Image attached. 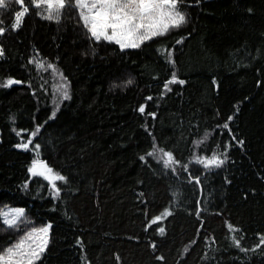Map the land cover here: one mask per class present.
I'll list each match as a JSON object with an SVG mask.
<instances>
[{
  "label": "trees",
  "instance_id": "16d2710c",
  "mask_svg": "<svg viewBox=\"0 0 264 264\" xmlns=\"http://www.w3.org/2000/svg\"><path fill=\"white\" fill-rule=\"evenodd\" d=\"M72 2L0 7V256L49 225L33 264H264V0H177L127 49Z\"/></svg>",
  "mask_w": 264,
  "mask_h": 264
},
{
  "label": "snow or ice",
  "instance_id": "6c2138e0",
  "mask_svg": "<svg viewBox=\"0 0 264 264\" xmlns=\"http://www.w3.org/2000/svg\"><path fill=\"white\" fill-rule=\"evenodd\" d=\"M29 3L35 7L43 4L45 10L49 12L46 17L48 19L53 18L51 15L53 11L59 12L65 7V0H29ZM97 5H99L98 8ZM6 6V0H0V7ZM69 6L81 10L80 15L85 25L89 27L90 32L97 40L101 38L109 41L114 40L122 48L139 47L144 40L151 39L153 36L166 31L170 24L178 27L185 21L184 15L177 8V0H95V3L91 5L85 0H73ZM84 9H87V14L83 11ZM93 9H96V11L94 12ZM25 12H27V8L17 13V21L20 20ZM109 29H111V35H109ZM2 32L3 29L0 28V33ZM0 54H2V50H0ZM179 82L183 83V81ZM13 83L17 82L12 80L7 82L8 85ZM140 111H144L143 107H141ZM27 146V144L23 145L25 148ZM166 155L169 161L173 159L170 153H166ZM209 163L219 165L223 161L214 159L209 161ZM38 169L41 170L40 174L42 175L44 172L51 173L52 171L46 164L39 161L34 162L33 173H36ZM48 178L54 180L64 179V177L59 175H49ZM2 215L7 217L12 215V213H4ZM14 215H22V210H15ZM159 219L160 217H157L153 223H156ZM6 222L13 223L14 220H6ZM229 227L231 228L230 225ZM41 231L47 233L48 229H42ZM159 231L163 233L164 229L160 228ZM22 247L23 244L21 243L16 246L15 250L8 249L5 256H0V264H24L25 258H27V264H33V259L38 258V252L32 250L28 254L21 251ZM17 256L20 259H15Z\"/></svg>",
  "mask_w": 264,
  "mask_h": 264
},
{
  "label": "rangeland",
  "instance_id": "374dc122",
  "mask_svg": "<svg viewBox=\"0 0 264 264\" xmlns=\"http://www.w3.org/2000/svg\"><path fill=\"white\" fill-rule=\"evenodd\" d=\"M85 2H87L89 5L95 3V0H85ZM99 7V5H97V8ZM86 14H87V9L83 10ZM93 11L95 12L96 9H93ZM109 31V35H111V29L108 30ZM154 37V36H153ZM114 41V40H113ZM141 44V43H140ZM127 48H131V47H127ZM124 48V49H127ZM0 141H1V132H0ZM214 159H217L216 157L214 158H205V159H200L199 161H201V163L205 166H213L216 164H210L209 161H212ZM218 160V159H217ZM15 210H22V215L19 216H15ZM4 213H12V215H8L7 217L5 215H3V220L5 221L6 224L8 225H16L17 222H19L20 218H22L23 214H24V209L23 208H19V207H7L3 210V214ZM6 220H14L13 223H8L6 222ZM49 225L48 226H42L41 228L35 229L33 231H30L22 240L21 242H19L18 244L15 245L14 248L12 249H16L17 245H20L21 243L23 244V247L21 249V251L30 254L32 250H35L38 252V258H34L33 259V263L38 260L43 252L46 249V246L48 245V241H49ZM42 229H48L47 233L42 232ZM41 248L43 249L41 251ZM5 256V255H4ZM15 259H20L19 256L15 257ZM24 264H27V258H25L24 260Z\"/></svg>",
  "mask_w": 264,
  "mask_h": 264
}]
</instances>
